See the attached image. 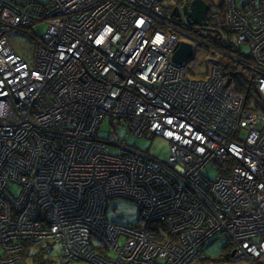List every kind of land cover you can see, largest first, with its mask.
<instances>
[{"label":"built area","instance_id":"1","mask_svg":"<svg viewBox=\"0 0 264 264\" xmlns=\"http://www.w3.org/2000/svg\"><path fill=\"white\" fill-rule=\"evenodd\" d=\"M165 1L0 0V264H25L29 242L60 244L65 261L191 264L217 235L232 263L264 264V0H225L253 98L220 61L200 77L172 60L197 24L172 15L191 0ZM38 23L27 55L10 35ZM120 126L162 136L170 158ZM115 197L140 222L108 218Z\"/></svg>","mask_w":264,"mask_h":264},{"label":"rangeland","instance_id":"2","mask_svg":"<svg viewBox=\"0 0 264 264\" xmlns=\"http://www.w3.org/2000/svg\"><path fill=\"white\" fill-rule=\"evenodd\" d=\"M41 2H48L49 0H39ZM223 0H214L215 4L221 3ZM238 3L243 2V0H237ZM173 3V0H166L165 5H169ZM46 30V24L38 23L33 27V32L29 30H22L13 32L10 35V39L12 44L19 50L24 52L27 55H30L32 51V45H34L35 39L32 35L42 34ZM191 36L188 38L192 41L194 45V57L188 61L185 66V70L187 73L195 76H204L208 73L209 66L211 60L220 61V57L218 55H212L209 53L206 48L197 44L194 39L205 38L206 30L199 28H189ZM223 39H230L233 42H237V37L234 34L229 38V35L223 33ZM241 50L246 53H250V47L248 45H242ZM226 61H228L226 59ZM193 70L195 73H192ZM252 98L255 97L251 96ZM114 130V126L111 122L110 117H107L101 127V135L108 136L111 131ZM126 126H120L117 130L119 137L126 138L130 144H135L136 146L148 150L152 154L160 157L161 159L167 160L171 156L170 143L166 139H164L160 135L150 136L138 138L132 134H127ZM114 148H112L113 150ZM206 171L209 173V176L212 178L217 175L216 170L213 168H208ZM20 186L14 184V192L18 193L20 191ZM108 218L111 220L119 221V222H140V209L138 205L130 199L115 197L110 199V206L107 213ZM52 243V242H51ZM42 244H45L42 243ZM54 244V243H53ZM229 240L223 235H217L215 238H211L206 243L201 256L191 264H240V262H229V261H217V259L221 258V256L225 253L226 246H228ZM61 246L58 243H55V247L51 258L53 262L51 264H63L60 259ZM28 264H34V259L32 256L27 258ZM69 264H94L92 262L86 260H76L70 262Z\"/></svg>","mask_w":264,"mask_h":264},{"label":"trees","instance_id":"3","mask_svg":"<svg viewBox=\"0 0 264 264\" xmlns=\"http://www.w3.org/2000/svg\"><path fill=\"white\" fill-rule=\"evenodd\" d=\"M211 4V12L208 18L209 25L205 29V38L197 39V44L206 48L212 55H218L222 68L227 74L228 79L232 82L237 89L247 95V98L256 96L258 93L255 85L254 74L252 70L253 57L251 53H246L241 50V45L238 42H233L230 39L224 40L223 33L229 35V38L234 33L227 27L226 14L227 7L225 0L221 3L215 4L214 0H208ZM226 59L228 61H226ZM212 61V60H211ZM192 73H195L191 70ZM55 243L47 242L45 244H27L23 251L25 264L27 258L32 256L34 264H51L53 262L51 255L53 253ZM60 253V259L63 264H69L70 262L83 259H73L70 261L63 260L62 249ZM87 261V260H86ZM217 261H229L231 262V247L228 244L225 249V253Z\"/></svg>","mask_w":264,"mask_h":264},{"label":"water","instance_id":"4","mask_svg":"<svg viewBox=\"0 0 264 264\" xmlns=\"http://www.w3.org/2000/svg\"><path fill=\"white\" fill-rule=\"evenodd\" d=\"M210 8V3L207 0H191L183 6L182 10H180L179 6H175L172 10V15L182 18L184 14L190 24L208 26L207 16ZM193 57V43L188 40H181L172 55V60L177 64L184 65Z\"/></svg>","mask_w":264,"mask_h":264},{"label":"flooded vegetation","instance_id":"5","mask_svg":"<svg viewBox=\"0 0 264 264\" xmlns=\"http://www.w3.org/2000/svg\"><path fill=\"white\" fill-rule=\"evenodd\" d=\"M187 2V0H185V3ZM209 16H210V14L207 16V20H208V18H209ZM183 20H185V21H187V18H186V16L185 15H183ZM208 23H209V20H208ZM188 26H189V24H188ZM192 26V25H191ZM194 27H198L197 25H193ZM202 28L204 27V28H207L208 26H201Z\"/></svg>","mask_w":264,"mask_h":264}]
</instances>
